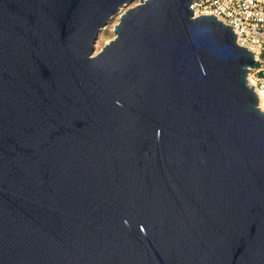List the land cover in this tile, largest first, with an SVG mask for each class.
I'll return each instance as SVG.
<instances>
[{"label":"water","instance_id":"water-1","mask_svg":"<svg viewBox=\"0 0 264 264\" xmlns=\"http://www.w3.org/2000/svg\"><path fill=\"white\" fill-rule=\"evenodd\" d=\"M192 1L0 0V264H264L259 64Z\"/></svg>","mask_w":264,"mask_h":264},{"label":"built area","instance_id":"built-area-1","mask_svg":"<svg viewBox=\"0 0 264 264\" xmlns=\"http://www.w3.org/2000/svg\"><path fill=\"white\" fill-rule=\"evenodd\" d=\"M189 9L193 18L212 16L231 27L236 44L253 54L259 67L246 80L256 95L257 109L264 113V0H193Z\"/></svg>","mask_w":264,"mask_h":264},{"label":"rangeland","instance_id":"rangeland-1","mask_svg":"<svg viewBox=\"0 0 264 264\" xmlns=\"http://www.w3.org/2000/svg\"><path fill=\"white\" fill-rule=\"evenodd\" d=\"M136 5V3L128 6L129 8H132ZM127 7V8H128ZM127 8H124L123 11H126ZM119 20V16H115L108 24L107 26L104 28V30H102L97 38V41L95 43V54L98 53L99 51L102 50V48L109 43L111 40L114 39L115 34H114V27L116 26V24L118 23Z\"/></svg>","mask_w":264,"mask_h":264}]
</instances>
